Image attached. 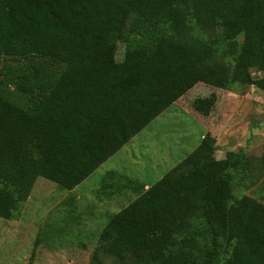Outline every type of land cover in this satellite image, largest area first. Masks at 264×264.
Here are the masks:
<instances>
[{"label":"trees","instance_id":"obj_1","mask_svg":"<svg viewBox=\"0 0 264 264\" xmlns=\"http://www.w3.org/2000/svg\"><path fill=\"white\" fill-rule=\"evenodd\" d=\"M189 1L0 0V57L33 59L13 91L0 81V218L38 178L74 190L196 86L264 91L252 77L264 72V0H196V22L224 33L185 46L161 30L185 29L179 6ZM216 56H234L231 76L209 66ZM214 152L199 144L147 190L122 176L137 197L108 219L99 251L138 264H216L222 254L223 264H264V205H225L228 175L245 158Z\"/></svg>","mask_w":264,"mask_h":264},{"label":"rangeland","instance_id":"obj_2","mask_svg":"<svg viewBox=\"0 0 264 264\" xmlns=\"http://www.w3.org/2000/svg\"><path fill=\"white\" fill-rule=\"evenodd\" d=\"M195 4L196 0H191L179 6L188 19L183 31L163 27L161 32L185 46L220 39L224 33L222 28L205 27L196 22L192 12ZM117 45V60H121L124 46ZM31 60L0 57V81L8 80V89L13 91L20 67ZM234 62V56H216L209 66H223L231 76ZM252 77L264 79V72L254 71ZM200 87L204 88L195 94L190 91L177 100L185 101L186 105L177 107L173 115L180 116L178 112L186 113L184 110L188 109L190 117L212 128L210 137L215 145L212 146L215 158H223L228 151L245 158L228 175L230 198L226 206L242 197L264 205V91L242 83L234 84L229 90ZM162 113L75 190L66 191L48 180L36 179L28 198L16 204L12 218H0V264H138L131 254L124 261H118L101 253L97 246L108 219L137 197L118 176L113 183L117 189H104L103 185L108 184L103 171L111 162H116L119 168L127 164L126 151L134 146L140 153L152 154L150 159L144 156L139 159L143 167L152 163L158 172H166L174 161L170 154L163 158L161 151L170 153V149H175L179 156L177 137L181 132L175 124L178 118L166 110ZM154 178L151 175L150 181ZM227 251L231 252V247ZM226 258L227 254H222L216 264H223Z\"/></svg>","mask_w":264,"mask_h":264},{"label":"crops","instance_id":"obj_3","mask_svg":"<svg viewBox=\"0 0 264 264\" xmlns=\"http://www.w3.org/2000/svg\"><path fill=\"white\" fill-rule=\"evenodd\" d=\"M194 89H196V91L202 90L200 88H197V86L194 87ZM194 92L195 91H192V93H194ZM187 93H189V92H187ZM179 102L182 104H179ZM184 105H186L185 101H182V102L176 101L169 108L166 109V112L168 114L172 115L173 118H176V117L178 118V120L175 121V124L177 127L179 126L178 130L181 132L177 137L178 141H179V143H178L179 148L177 149V151L180 152L179 156L176 155V152L174 151L175 149L174 150L170 149L171 150L170 153L165 152V151H161L163 158H165L166 156H168L170 154V159H172V161H174V164H172V166H170V168H168V170L166 172H158V169H157L158 167L152 163H148L150 166L148 164H146L148 166L143 167L144 165H142V163H140L139 159H141L143 156L150 159V158H152V154L147 155L144 152L140 153L137 148H135L134 146H131V148L126 151L127 160H128L127 164H124L119 168L116 162H111L107 166V168L103 171L104 176L107 179L106 183L108 184L105 186L106 189H108V190L117 189L115 187V184H113V183L118 180L117 176L120 178L123 176V177H127L129 179H132V180L138 182L139 184H144L145 185L144 189L147 190L151 185H153L155 182H157L159 179H161L175 165H177L187 155H189L199 144L207 143L211 146H215L211 137H210V135L212 133V131H211L212 128L209 127L208 125H204L196 117H190L191 115L189 114L188 109L184 110L186 113H183L181 111L178 112L180 114V116L179 115H173V113L177 110V107L183 108ZM186 114H189V116ZM225 154H226V152L224 153V156H225ZM175 155H176V157L174 158ZM224 156H223V158H224ZM111 158L112 157H110L108 160H106L103 164H105L106 162L111 160ZM223 158L222 157L221 158L216 157V159H218V160L223 159ZM103 164L99 167V169L103 168ZM151 175L155 176V178L153 180H151L152 182L150 181ZM155 179H157V180H155ZM112 184H113V186H112Z\"/></svg>","mask_w":264,"mask_h":264}]
</instances>
